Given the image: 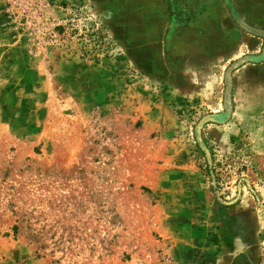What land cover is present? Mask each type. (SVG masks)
I'll use <instances>...</instances> for the list:
<instances>
[{"label":"rangeland","instance_id":"obj_1","mask_svg":"<svg viewBox=\"0 0 264 264\" xmlns=\"http://www.w3.org/2000/svg\"><path fill=\"white\" fill-rule=\"evenodd\" d=\"M0 264H264V0H0Z\"/></svg>","mask_w":264,"mask_h":264},{"label":"bare ground","instance_id":"obj_2","mask_svg":"<svg viewBox=\"0 0 264 264\" xmlns=\"http://www.w3.org/2000/svg\"><path fill=\"white\" fill-rule=\"evenodd\" d=\"M239 245H240V243H239Z\"/></svg>","mask_w":264,"mask_h":264}]
</instances>
